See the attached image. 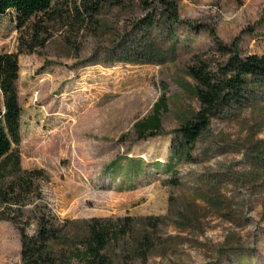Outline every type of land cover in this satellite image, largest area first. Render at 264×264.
I'll return each mask as SVG.
<instances>
[{
    "label": "rangeland",
    "instance_id": "obj_1",
    "mask_svg": "<svg viewBox=\"0 0 264 264\" xmlns=\"http://www.w3.org/2000/svg\"><path fill=\"white\" fill-rule=\"evenodd\" d=\"M174 1L180 21L161 17V0H62L35 50L21 43L30 25L3 15L0 51L20 63L14 150L44 172L23 220L33 233L35 204L51 209L73 241L87 220L129 216L108 245L113 264H264V84L214 115L190 153L180 132L199 108L188 66L196 54L215 69L225 60L213 29L264 52V0ZM162 95L160 132L138 138L135 121ZM14 170L0 166V185ZM21 247L18 224L0 218V264H22Z\"/></svg>",
    "mask_w": 264,
    "mask_h": 264
},
{
    "label": "trees",
    "instance_id": "obj_2",
    "mask_svg": "<svg viewBox=\"0 0 264 264\" xmlns=\"http://www.w3.org/2000/svg\"><path fill=\"white\" fill-rule=\"evenodd\" d=\"M60 1L0 0V25L3 15L10 9L14 10L17 27L22 29L30 25L31 28L27 38L22 39V46H25L26 40L29 50H35L48 39V21L61 15ZM96 1L100 3L101 0ZM161 1V17L180 21L177 3L174 0ZM90 7L99 9L97 4H91ZM212 33L218 42V49L226 58L215 69L203 54H196L193 64L188 66V72L195 80V95L199 101V108L193 117L180 127L188 153L209 127L214 115L225 109L243 107L250 99L247 95L249 85L264 84V52L244 54L239 36L231 43H226L219 38L215 29ZM19 76V53L0 51V166L10 160L15 169L7 188L0 185V218H10L18 224L22 264H113V258L107 251L108 245L127 234V226L131 224L129 216L119 218L116 222L99 217L87 220L72 241L66 234V226L58 222L53 211L41 209L35 204L33 210L37 227L33 233L27 230L23 208L28 202H34L29 199L30 191L36 187L37 178L44 172L41 168H23L20 154L14 150V145L21 139L23 112ZM167 101L166 96L162 95L152 112L135 121L134 129L138 138H147L160 132L162 112L168 108Z\"/></svg>",
    "mask_w": 264,
    "mask_h": 264
}]
</instances>
